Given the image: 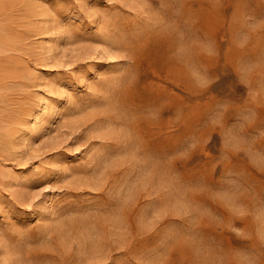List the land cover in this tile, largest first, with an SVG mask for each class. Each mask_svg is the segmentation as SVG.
<instances>
[{"label":"rangeland","instance_id":"rangeland-1","mask_svg":"<svg viewBox=\"0 0 264 264\" xmlns=\"http://www.w3.org/2000/svg\"><path fill=\"white\" fill-rule=\"evenodd\" d=\"M0 264H264V0H0Z\"/></svg>","mask_w":264,"mask_h":264}]
</instances>
